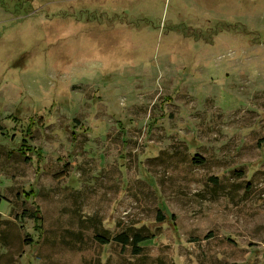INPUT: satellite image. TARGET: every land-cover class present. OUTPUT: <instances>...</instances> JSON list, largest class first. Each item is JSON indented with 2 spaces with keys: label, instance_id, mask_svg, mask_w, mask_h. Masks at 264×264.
I'll return each mask as SVG.
<instances>
[{
  "label": "rangeland",
  "instance_id": "obj_1",
  "mask_svg": "<svg viewBox=\"0 0 264 264\" xmlns=\"http://www.w3.org/2000/svg\"><path fill=\"white\" fill-rule=\"evenodd\" d=\"M0 264H264V0H0Z\"/></svg>",
  "mask_w": 264,
  "mask_h": 264
},
{
  "label": "trees",
  "instance_id": "obj_2",
  "mask_svg": "<svg viewBox=\"0 0 264 264\" xmlns=\"http://www.w3.org/2000/svg\"><path fill=\"white\" fill-rule=\"evenodd\" d=\"M111 23V20L110 22ZM19 113V112H18ZM13 119H17V116L13 115L11 116ZM42 119V117L38 118L37 121H34L33 118L30 119V122L28 123V125L26 126V130L27 132L29 133L30 130H31V127L34 126V124L40 122ZM26 145V144H24ZM30 149V148H29ZM39 208H36L34 211L31 212L30 214V217L33 218L34 221H36L38 223V229L41 228V216H40V212H39ZM158 218L161 220V221H164L165 220V217L163 215V212L162 210H160L158 212ZM171 218L174 220L175 217L174 215L171 216ZM151 236H148V235H144L140 232H136V233H133L132 235L129 234L127 231H122L120 233H118L117 235H115L113 237V239L123 245L125 244H132V247H133V252L134 253H139L141 252L142 250V245L141 243L146 241V240H149ZM101 241L105 244V243H108V240L107 239H101Z\"/></svg>",
  "mask_w": 264,
  "mask_h": 264
}]
</instances>
